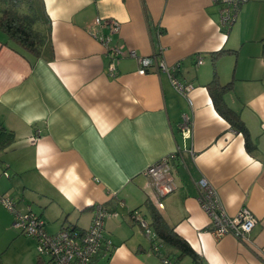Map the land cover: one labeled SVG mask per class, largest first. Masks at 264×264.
<instances>
[{
	"label": "crops",
	"instance_id": "0c3cea01",
	"mask_svg": "<svg viewBox=\"0 0 264 264\" xmlns=\"http://www.w3.org/2000/svg\"><path fill=\"white\" fill-rule=\"evenodd\" d=\"M43 1L52 57L21 55L0 30V194L15 199L20 211L30 207L49 233L64 226L86 229L96 203L117 211L104 224L113 246L108 252L102 246L92 264H166L163 258L264 264V0L243 3L230 27L221 25L219 4L210 0ZM96 17L120 24L118 31L108 24L100 28L107 46L179 63L176 76L193 85L192 104L165 72L139 74L132 57L118 58L111 74L107 47L90 34ZM213 71L221 84L233 82L223 101L244 122L256 145L251 152L215 108L205 86ZM185 114L188 138L180 130ZM177 150L183 155L172 163L177 188L159 208L144 171ZM199 177L213 185L228 216L241 207L253 212L257 223L249 243L210 232L198 201ZM150 207L189 243L198 261L178 259L159 239L165 250L151 251L129 214L137 210L149 224ZM0 222L13 233L1 205ZM36 264L51 262L36 256Z\"/></svg>",
	"mask_w": 264,
	"mask_h": 264
},
{
	"label": "built area",
	"instance_id": "2783aa9c",
	"mask_svg": "<svg viewBox=\"0 0 264 264\" xmlns=\"http://www.w3.org/2000/svg\"><path fill=\"white\" fill-rule=\"evenodd\" d=\"M212 3L219 4V15L221 25L230 27L236 20L240 6L248 0H210ZM108 24L110 31H118L120 24L115 19H102L96 17L94 25L90 31L93 38L107 47L106 54L110 57L109 70L114 73L115 61L121 56H129L136 59L139 64L138 73L145 74L149 69L165 72L174 87V89L183 97L187 98L189 104L191 99L188 97L193 88L191 83L181 82L176 72L179 63L172 66L167 65L162 60H156L154 57L139 54L135 49L123 48L122 46L109 47L108 35L102 34L100 28ZM202 58L197 56V62L201 63ZM184 121L180 126L184 137H190L191 125L188 116L185 114ZM35 137L39 135L36 129ZM192 156V151H189ZM179 158H183L181 151H175L166 155L147 166L144 175L147 178V185L152 188L154 203L157 207H162L161 199L176 190L177 184L172 172V163ZM198 190V201L201 208L210 218L209 229L215 237H221L226 234L232 235L243 243H249L251 240V231L257 223V218L247 207H241L238 212L230 217L221 204L219 195L213 185L205 178L199 177L196 180ZM0 203L10 210L13 215V226L19 229V232L29 234L38 245V254L47 256L51 264H92L93 257L103 246L104 251L108 252L113 244L110 238L104 237L105 220L110 216H117V211L107 210L101 203H96L93 208L91 223L86 229H78L64 226L55 233H49L45 227V220L34 213L30 207L25 211L16 208L15 199L8 195L0 194ZM130 218L135 220L151 242V251L160 253V244L157 242L155 232L139 213L133 212ZM166 264H174L168 258H163Z\"/></svg>",
	"mask_w": 264,
	"mask_h": 264
},
{
	"label": "trees",
	"instance_id": "16d2710c",
	"mask_svg": "<svg viewBox=\"0 0 264 264\" xmlns=\"http://www.w3.org/2000/svg\"><path fill=\"white\" fill-rule=\"evenodd\" d=\"M0 30L7 36L5 44L25 57L36 59L53 56L51 20L46 13L43 0H0ZM222 52L223 50L217 53ZM232 85V81L221 84L216 71H213L212 79L205 86L213 98L217 111L235 131L242 133L245 147L251 152L256 145L250 138L244 122L239 114L223 101V95L232 88ZM155 208L149 209L151 216L149 226L153 228L161 244L171 248L178 259L187 256L193 262L198 261L199 255L185 239L177 235L173 228L165 223ZM136 211L132 210L129 214ZM38 256L40 257L39 254ZM170 260L177 264L176 259Z\"/></svg>",
	"mask_w": 264,
	"mask_h": 264
},
{
	"label": "rangeland",
	"instance_id": "374dc122",
	"mask_svg": "<svg viewBox=\"0 0 264 264\" xmlns=\"http://www.w3.org/2000/svg\"><path fill=\"white\" fill-rule=\"evenodd\" d=\"M3 176L8 178L9 172L3 171ZM0 205L4 207L1 203ZM5 208V207H4ZM5 210L10 214V228L13 231L8 232L2 227V223L6 220L3 219L2 223L0 222V259L1 264H36V256H38V245L36 240L31 237L29 234L19 232V229L13 226V215L5 208ZM118 216V215H117ZM115 217V216H112ZM46 226V222H45ZM27 239L32 243L33 250L29 244H27ZM166 246V245H165ZM162 245H160V248ZM164 249V246L162 247ZM46 260L47 256H43Z\"/></svg>",
	"mask_w": 264,
	"mask_h": 264
}]
</instances>
